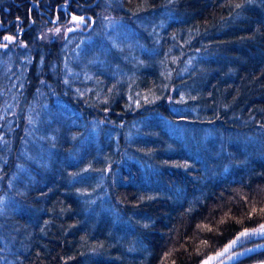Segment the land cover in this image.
<instances>
[{
  "label": "trees",
  "instance_id": "trees-1",
  "mask_svg": "<svg viewBox=\"0 0 264 264\" xmlns=\"http://www.w3.org/2000/svg\"><path fill=\"white\" fill-rule=\"evenodd\" d=\"M66 1L90 29L45 39ZM263 225L264 0H0V264H200Z\"/></svg>",
  "mask_w": 264,
  "mask_h": 264
},
{
  "label": "rangeland",
  "instance_id": "rangeland-1",
  "mask_svg": "<svg viewBox=\"0 0 264 264\" xmlns=\"http://www.w3.org/2000/svg\"><path fill=\"white\" fill-rule=\"evenodd\" d=\"M70 6H71V3L68 1H66L64 5L60 6L59 9L62 11V15L60 16L64 15L63 18L65 19V23L57 27H53V28L45 30L44 31L45 39H48L49 36L51 35L53 37H56L57 35L67 36L69 33L74 32V31L90 29L93 20L85 16V19L83 21L86 27L82 28V26L79 25L80 21L73 20V17L70 16V13L77 15V16H84V15L80 14L78 10H77L78 12L72 11L73 8L75 7H73L71 12H69L70 9L68 8H70ZM58 20H59V17L56 16L53 22L56 23L58 22ZM19 28H20V25L16 26L14 30L17 31L19 30ZM57 29H59V31H57ZM8 37H12V36H8ZM12 41H15L14 37H12L11 40H6V42H12ZM263 228L264 227L261 226L258 229H256V232H257L256 234L245 235L244 237H242L240 241L238 242V244L234 247V249H232L226 256H224L222 259L217 261L215 264H231L243 256L249 255L257 250L264 249V233L260 231ZM258 239H263L262 243L255 245V246L254 245L245 246L246 243L252 240H258Z\"/></svg>",
  "mask_w": 264,
  "mask_h": 264
},
{
  "label": "water",
  "instance_id": "water-1",
  "mask_svg": "<svg viewBox=\"0 0 264 264\" xmlns=\"http://www.w3.org/2000/svg\"><path fill=\"white\" fill-rule=\"evenodd\" d=\"M72 17H82L83 19H85V16H77L74 14H71ZM77 21V20H76ZM80 21V24H82V26H84V23L82 22V20H78ZM261 232L264 233V228L260 230ZM242 233H244L242 235ZM249 232H241L239 233L232 241L228 242L221 250L217 251L214 254L209 255L208 257H206L200 264H215L217 261H219L220 259H222L227 253H229L240 241V239L245 236L248 235Z\"/></svg>",
  "mask_w": 264,
  "mask_h": 264
},
{
  "label": "snow or ice",
  "instance_id": "snow-or-ice-1",
  "mask_svg": "<svg viewBox=\"0 0 264 264\" xmlns=\"http://www.w3.org/2000/svg\"><path fill=\"white\" fill-rule=\"evenodd\" d=\"M73 20H83V18L82 17H73ZM57 31H59V29H57ZM4 39L5 40H11L12 39V37H4ZM262 227H264V226H262ZM244 233H242V235H243Z\"/></svg>",
  "mask_w": 264,
  "mask_h": 264
},
{
  "label": "bare ground",
  "instance_id": "bare-ground-1",
  "mask_svg": "<svg viewBox=\"0 0 264 264\" xmlns=\"http://www.w3.org/2000/svg\"><path fill=\"white\" fill-rule=\"evenodd\" d=\"M53 21H54V20H53ZM53 21H52V22H53ZM56 21H57V20H56ZM53 23H54V22H53ZM54 24H55V23H54ZM19 30H21V25H20V28H19Z\"/></svg>",
  "mask_w": 264,
  "mask_h": 264
}]
</instances>
